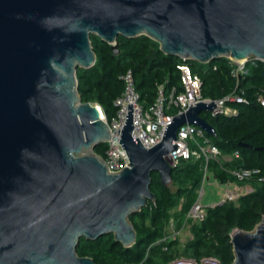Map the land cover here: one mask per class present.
Here are the masks:
<instances>
[{
	"label": "water",
	"instance_id": "95a60500",
	"mask_svg": "<svg viewBox=\"0 0 264 264\" xmlns=\"http://www.w3.org/2000/svg\"><path fill=\"white\" fill-rule=\"evenodd\" d=\"M92 35L116 55L120 36L146 35L159 44L151 62L159 51L200 63L256 58L264 77V0H0V264H97L78 254L82 237L114 234L132 247L130 215L156 201L152 173L173 183L168 155L179 128L217 134L202 116L215 102H200L147 148L132 136L129 104L120 143L130 164L111 173L95 152L110 140L109 125L78 90V68L97 63ZM231 242L232 264H264V217L253 231L234 229Z\"/></svg>",
	"mask_w": 264,
	"mask_h": 264
},
{
	"label": "trees",
	"instance_id": "16d2710c",
	"mask_svg": "<svg viewBox=\"0 0 264 264\" xmlns=\"http://www.w3.org/2000/svg\"><path fill=\"white\" fill-rule=\"evenodd\" d=\"M91 40L97 63L89 69L78 68V90L82 101L100 105L109 121L117 110L114 100L123 90L120 75L129 69L134 71L137 89L147 105L156 100L159 85L179 84L178 66L184 62L191 64L193 71L201 75L204 97L221 99L237 89L227 57L210 62L206 70H201L195 63L160 51L154 62L149 61L147 54L153 48L159 50V44L146 35L133 39L120 36L118 55L98 36L92 35ZM249 65L252 73L249 71L240 83L246 102H229L238 114H207L203 117L215 127L217 134L207 135L224 154L240 153L239 158L230 162L210 161L209 171L222 184L252 183L254 190L236 202L209 207L204 221L192 222L193 237L186 243L182 244L178 238L163 240L170 236L168 227L172 219L176 231L189 221L187 213L198 198L197 189L204 177L203 159L184 160L173 168L170 187L162 184L157 172L152 173L151 190L156 201H148L140 212L130 215L137 230V240L132 247L127 248L116 241L114 234L97 240L82 237L77 247L80 256L91 257L97 264H172L181 258L195 259L198 263L205 258H216L222 264H232L235 258L231 242L233 230L253 231L264 217V183L258 182L264 177V106L259 100L261 95L264 97L263 63L258 60ZM107 147L106 142L98 144L95 152L105 157ZM240 167L259 172L251 180L238 181L229 170Z\"/></svg>",
	"mask_w": 264,
	"mask_h": 264
},
{
	"label": "built area",
	"instance_id": "2783aa9c",
	"mask_svg": "<svg viewBox=\"0 0 264 264\" xmlns=\"http://www.w3.org/2000/svg\"><path fill=\"white\" fill-rule=\"evenodd\" d=\"M227 58L231 66V76L237 83V89L221 99L204 97L203 80L198 73L193 71L188 62H184L178 66L180 70L179 84L171 86L169 92L167 91L166 83L159 85L156 100L154 103L145 106L142 104L141 94L137 89L134 71L129 69L122 73L120 79L123 82V90L114 100V106L117 110L112 120L109 121L107 119L103 108L97 104L102 110L104 120L108 123L111 132V138L106 142L108 145L106 154L105 157H103L109 171L111 173H117L120 172L125 165L130 164V158L124 146L122 147L120 139L127 120V115L132 109L134 125L132 136L134 139L138 138L147 148H151L161 141L164 126L170 125L175 116L187 112L192 105L200 102H215L216 107L213 109V112H209L212 116L237 115L238 110L231 107L229 102H246L245 97L241 93L240 83L248 73V63L251 62L254 64L258 60L256 58L244 60ZM259 100L262 106H264V97L262 95ZM129 104L133 105L132 109H129ZM200 138L202 142L199 140ZM175 145H177V149L168 155L171 165L176 167L180 162L192 158L203 159V183L206 179H209L207 176L209 172V162L212 160L223 161L220 148L210 140L207 132L197 125H182L178 130ZM234 157L239 158L240 153L235 151ZM258 172L259 170H250L243 167L229 170V173L238 181L251 180ZM258 182L264 183V177L259 178ZM231 184L235 183L228 182L224 185L229 186ZM237 188V186L228 188L221 204L225 202H236L241 197V195L237 193ZM203 194L204 190L202 189L198 199L193 203L187 213V220L202 222L206 219L208 208L201 202ZM169 237L172 239L176 238L175 236H168L163 240L169 239Z\"/></svg>",
	"mask_w": 264,
	"mask_h": 264
},
{
	"label": "rangeland",
	"instance_id": "374dc122",
	"mask_svg": "<svg viewBox=\"0 0 264 264\" xmlns=\"http://www.w3.org/2000/svg\"><path fill=\"white\" fill-rule=\"evenodd\" d=\"M189 62L195 63L197 65L196 68L199 69L201 67V70H206L208 68V65H209V63H200V62H196V61H189ZM191 67H192V65H191ZM192 69H193V67H192ZM249 71H250V73H252V66L251 65H249L247 67V72L249 73ZM170 88H171V86L167 87V91L168 92L170 91ZM142 104L144 106L147 105V104H144L143 101H142ZM207 114H210V113L209 112H203L202 116L203 115H207ZM199 140L202 142L201 138ZM212 161H214V160H212ZM203 162H204V160H203ZM207 176L209 177V179H206V181L204 183H203V180H202L201 185L197 189V194H198V197H199L201 190L202 189L204 190V194L202 196V201L201 202H202V204L204 206L209 208V207H213L215 205L221 204L223 198L225 197L227 189L228 188H233L234 184L226 186V185L220 183V181H218L216 179V177H215V175H214V173L212 171H209L207 173ZM237 184H238L237 193L239 195H241V196L244 195V194L252 192V190L254 188L252 183H246V184H243V185H241L239 183H237ZM173 189L176 190L175 187H173ZM180 206L178 208H180ZM172 222L174 223V220H171V223H170V225L168 227V233H169V235L171 237L175 236L176 238H178L180 240V242L182 244L186 243L188 240H190L193 237V235H192V224H193L192 222H194L193 220H189L187 222V224L179 231L175 230V226L172 225L173 224ZM185 259L186 258H181L179 260H185ZM188 260H191V261H193L196 264H201L202 263V262L198 263L195 259H188Z\"/></svg>",
	"mask_w": 264,
	"mask_h": 264
},
{
	"label": "crops",
	"instance_id": "0c3cea01",
	"mask_svg": "<svg viewBox=\"0 0 264 264\" xmlns=\"http://www.w3.org/2000/svg\"><path fill=\"white\" fill-rule=\"evenodd\" d=\"M222 158H223V161L224 162H230V161H232L233 160V158H235L234 157V153L233 154H224L223 152H222ZM233 183H235V182H233ZM234 187L235 186H238V184L237 183H235L234 185H233ZM181 208V207H180ZM179 208V209H180ZM173 220V219H172ZM173 223V222H172ZM172 225H174V223L172 224Z\"/></svg>",
	"mask_w": 264,
	"mask_h": 264
},
{
	"label": "bare ground",
	"instance_id": "6f19581e",
	"mask_svg": "<svg viewBox=\"0 0 264 264\" xmlns=\"http://www.w3.org/2000/svg\"><path fill=\"white\" fill-rule=\"evenodd\" d=\"M102 111V110H101ZM102 115H103V112H102ZM104 118V117H103Z\"/></svg>",
	"mask_w": 264,
	"mask_h": 264
}]
</instances>
